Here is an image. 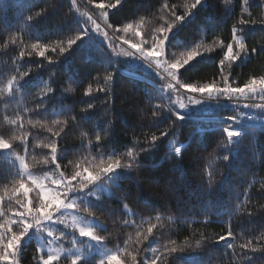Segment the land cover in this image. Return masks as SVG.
Listing matches in <instances>:
<instances>
[{
    "label": "trees",
    "instance_id": "obj_1",
    "mask_svg": "<svg viewBox=\"0 0 264 264\" xmlns=\"http://www.w3.org/2000/svg\"><path fill=\"white\" fill-rule=\"evenodd\" d=\"M107 42L163 48L184 100L231 96L264 83V0H0V139L27 170L66 180L63 204L80 197L122 264H264V125H240L233 145L222 130L241 114L264 120V106L182 112ZM100 182L109 195L91 194ZM43 205L0 153V264L47 260L37 227L56 208ZM56 233L71 246V230Z\"/></svg>",
    "mask_w": 264,
    "mask_h": 264
},
{
    "label": "rangeland",
    "instance_id": "obj_2",
    "mask_svg": "<svg viewBox=\"0 0 264 264\" xmlns=\"http://www.w3.org/2000/svg\"><path fill=\"white\" fill-rule=\"evenodd\" d=\"M74 1V0H73ZM97 27V26H93ZM102 40L107 39L102 34ZM110 44V42H107ZM112 56L119 60L125 67L152 73L161 82L162 88L166 94H174L173 103L182 112L189 111L191 107H200L204 112L211 110L210 104L202 101L204 96H216L212 94L196 95L197 98L191 97L188 101L187 97H181L173 85L175 76L172 70L164 65L163 48L158 47L152 50L149 54L140 56L135 50L121 45L120 43L110 44L109 46ZM188 94H192L187 92ZM227 93L224 95H230ZM235 94H232L233 96ZM192 105V106H191ZM261 125V124H260ZM178 149L174 151L177 153ZM0 153L12 163L18 170L19 174L27 178L34 187L40 192L43 202L42 211L47 212L51 208H56L55 212L43 219L37 227V239L40 246V251L46 253L48 258L43 261V264H52L55 260L64 255L74 256L76 259L87 257L95 254L99 256L107 264H122L114 250L106 248L93 235L92 227L96 224L94 220L85 221L78 214L75 205L80 197H71L64 204L65 199H61V195L69 196L72 192L69 191V185L60 175L45 173L42 175L32 174L24 165L23 159L15 155L9 146L0 139ZM100 193L109 195V188L106 184L100 182L92 190L91 194L97 196ZM71 230L74 235L70 242V247L65 248L64 245L58 243L56 231L58 228ZM31 231V230H30ZM153 250L150 254L153 253Z\"/></svg>",
    "mask_w": 264,
    "mask_h": 264
},
{
    "label": "built area",
    "instance_id": "obj_3",
    "mask_svg": "<svg viewBox=\"0 0 264 264\" xmlns=\"http://www.w3.org/2000/svg\"><path fill=\"white\" fill-rule=\"evenodd\" d=\"M188 101L191 97L197 98L196 95L186 93ZM253 96V98H252ZM202 101L208 102L212 107H226L238 113L241 108L248 105L264 106V83L252 84L245 87L233 96H204ZM220 121V120H219ZM234 125L223 128V132L230 144H237L242 136L247 132L240 127V125H259L264 124V120H256L251 113L241 114L238 118L230 120ZM264 132V130H259Z\"/></svg>",
    "mask_w": 264,
    "mask_h": 264
},
{
    "label": "water",
    "instance_id": "obj_4",
    "mask_svg": "<svg viewBox=\"0 0 264 264\" xmlns=\"http://www.w3.org/2000/svg\"><path fill=\"white\" fill-rule=\"evenodd\" d=\"M183 147H184V145H179L178 148H177L178 152H180L183 149Z\"/></svg>",
    "mask_w": 264,
    "mask_h": 264
}]
</instances>
